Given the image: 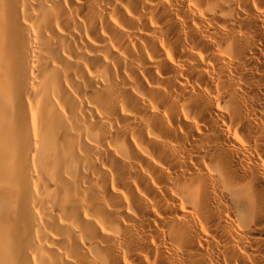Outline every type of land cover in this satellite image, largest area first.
<instances>
[{
    "label": "bare ground",
    "instance_id": "obj_1",
    "mask_svg": "<svg viewBox=\"0 0 264 264\" xmlns=\"http://www.w3.org/2000/svg\"><path fill=\"white\" fill-rule=\"evenodd\" d=\"M0 264H264V0H0Z\"/></svg>",
    "mask_w": 264,
    "mask_h": 264
}]
</instances>
